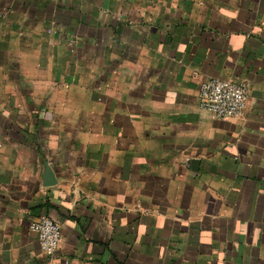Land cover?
Returning <instances> with one entry per match:
<instances>
[{"label":"crops","instance_id":"crops-1","mask_svg":"<svg viewBox=\"0 0 264 264\" xmlns=\"http://www.w3.org/2000/svg\"><path fill=\"white\" fill-rule=\"evenodd\" d=\"M0 264H264V0H0Z\"/></svg>","mask_w":264,"mask_h":264},{"label":"built area","instance_id":"built-area-1","mask_svg":"<svg viewBox=\"0 0 264 264\" xmlns=\"http://www.w3.org/2000/svg\"><path fill=\"white\" fill-rule=\"evenodd\" d=\"M249 97V86L246 82L209 79L201 83L199 91L200 107L218 118H227L242 114ZM37 235L41 250L53 256L62 241V229L59 222L44 216L30 225Z\"/></svg>","mask_w":264,"mask_h":264}]
</instances>
